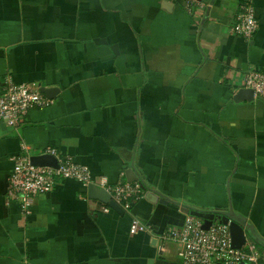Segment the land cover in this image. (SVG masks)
<instances>
[{
	"label": "crops",
	"instance_id": "crops-1",
	"mask_svg": "<svg viewBox=\"0 0 264 264\" xmlns=\"http://www.w3.org/2000/svg\"><path fill=\"white\" fill-rule=\"evenodd\" d=\"M197 1L0 0V95L9 80L54 90L18 128L0 122V264H185L174 246L159 256L157 234L186 210L229 212L264 238V97L234 100L264 73V0L250 41L232 32L243 0ZM47 148L95 186L130 180L157 200L105 213L58 180L24 214L14 160ZM134 219L151 230L131 235Z\"/></svg>",
	"mask_w": 264,
	"mask_h": 264
},
{
	"label": "built area",
	"instance_id": "built-area-1",
	"mask_svg": "<svg viewBox=\"0 0 264 264\" xmlns=\"http://www.w3.org/2000/svg\"><path fill=\"white\" fill-rule=\"evenodd\" d=\"M187 7L197 0H182ZM259 30L254 1L243 0L233 27V34L250 41ZM244 88L252 90L255 96L264 97V73L252 71L244 80ZM52 104L36 85H19L7 82L0 95V122L11 128H18L31 110H42ZM42 154L54 156L58 168L36 167L29 156L14 160V168L9 176L8 196L17 201L22 212L28 214L36 197L46 194L57 185L58 180H73L88 188L93 184L88 168L76 163L72 157L62 155L54 148H47ZM112 199L129 212L135 202L144 197V190L138 183L119 182L111 185L101 182ZM105 213L111 209L107 206ZM204 221L189 215L182 225L168 226L157 234L159 256L168 253L170 246L177 247V256L185 264H264V258L253 244L248 243L240 249L233 248L229 225L215 220L209 230H203ZM151 227L139 220H133L130 234L136 235L150 231Z\"/></svg>",
	"mask_w": 264,
	"mask_h": 264
},
{
	"label": "water",
	"instance_id": "water-1",
	"mask_svg": "<svg viewBox=\"0 0 264 264\" xmlns=\"http://www.w3.org/2000/svg\"><path fill=\"white\" fill-rule=\"evenodd\" d=\"M42 93L50 97V95L54 93V90L43 89ZM234 100L236 103L242 101L250 102L254 100V92L249 89H242L236 94ZM31 163L36 167H59L57 159L54 156L45 154L32 156ZM129 182L131 181L129 180ZM136 182H138V180ZM88 195L91 200L101 202L119 215H125V211L112 199L111 195L104 188L92 184L88 188ZM157 197L158 196L152 191H147L145 194V198L149 202H156ZM186 214H191L192 216L202 219L204 221L203 230L205 231L209 230L213 222L217 219H219L222 224L229 225L233 248L240 249L247 243H251L259 245L264 249V238L254 234V231L248 226L246 221L237 218L234 214L228 213L218 216L215 214H202L195 211L190 212L189 210H186Z\"/></svg>",
	"mask_w": 264,
	"mask_h": 264
},
{
	"label": "trees",
	"instance_id": "trees-1",
	"mask_svg": "<svg viewBox=\"0 0 264 264\" xmlns=\"http://www.w3.org/2000/svg\"><path fill=\"white\" fill-rule=\"evenodd\" d=\"M31 158V157H30ZM141 186H142V188H143V190L145 191V188L147 189V187L144 185H142L141 184ZM195 212H198V213H202V214H208V213H210V214H215V215H218V216H222V215H225V214H228L229 212H225V211H222V210H216V211H213V212H203V211H199V210H196Z\"/></svg>",
	"mask_w": 264,
	"mask_h": 264
}]
</instances>
